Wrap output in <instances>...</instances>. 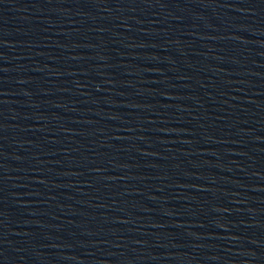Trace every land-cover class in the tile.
Masks as SVG:
<instances>
[{
  "label": "water",
  "instance_id": "1",
  "mask_svg": "<svg viewBox=\"0 0 264 264\" xmlns=\"http://www.w3.org/2000/svg\"><path fill=\"white\" fill-rule=\"evenodd\" d=\"M0 264H264V0H0Z\"/></svg>",
  "mask_w": 264,
  "mask_h": 264
}]
</instances>
